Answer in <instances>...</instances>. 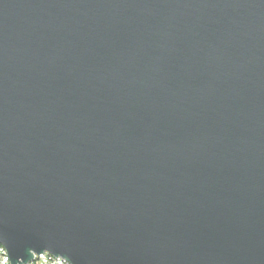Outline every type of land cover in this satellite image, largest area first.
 <instances>
[{
	"label": "water",
	"instance_id": "water-1",
	"mask_svg": "<svg viewBox=\"0 0 264 264\" xmlns=\"http://www.w3.org/2000/svg\"><path fill=\"white\" fill-rule=\"evenodd\" d=\"M10 264H264V0H0Z\"/></svg>",
	"mask_w": 264,
	"mask_h": 264
},
{
	"label": "built area",
	"instance_id": "built-area-1",
	"mask_svg": "<svg viewBox=\"0 0 264 264\" xmlns=\"http://www.w3.org/2000/svg\"><path fill=\"white\" fill-rule=\"evenodd\" d=\"M0 264H10L6 251L0 246ZM28 264H68L61 258H54L47 254L33 255V259Z\"/></svg>",
	"mask_w": 264,
	"mask_h": 264
}]
</instances>
